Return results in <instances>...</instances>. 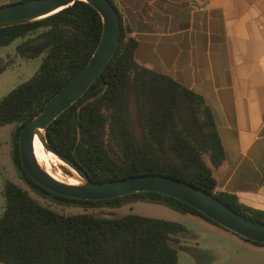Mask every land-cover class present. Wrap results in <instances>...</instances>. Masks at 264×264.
<instances>
[{
	"label": "trees",
	"instance_id": "trees-1",
	"mask_svg": "<svg viewBox=\"0 0 264 264\" xmlns=\"http://www.w3.org/2000/svg\"><path fill=\"white\" fill-rule=\"evenodd\" d=\"M111 2L121 21L117 48L83 95L46 128L51 147L94 182L140 174L168 176L197 186L246 218L264 223V210L240 202L233 193L216 190L215 169L224 162L225 152L209 106L199 94L136 60L138 42L115 1ZM102 30L99 11L84 0L37 20L0 28V48L19 40L15 55L41 58L31 77L0 99V126L16 123L13 159L20 176L52 203L83 207L79 212L61 211L34 197L30 189L6 180L0 262L178 264L179 235L187 231L183 223L106 211L137 201L162 203L227 229L167 194L142 191L110 199L73 198L38 184L25 170L18 142L22 128L89 61ZM10 62L0 63V74Z\"/></svg>",
	"mask_w": 264,
	"mask_h": 264
},
{
	"label": "crops",
	"instance_id": "crops-1",
	"mask_svg": "<svg viewBox=\"0 0 264 264\" xmlns=\"http://www.w3.org/2000/svg\"><path fill=\"white\" fill-rule=\"evenodd\" d=\"M114 1L136 60L211 109L225 152L216 190L264 210V0Z\"/></svg>",
	"mask_w": 264,
	"mask_h": 264
},
{
	"label": "water",
	"instance_id": "water-1",
	"mask_svg": "<svg viewBox=\"0 0 264 264\" xmlns=\"http://www.w3.org/2000/svg\"><path fill=\"white\" fill-rule=\"evenodd\" d=\"M77 0H17L0 5V28L31 22L72 5ZM94 6L103 20L97 48L89 61L51 98L40 113L33 117L19 134V150L27 173L47 189L79 199H110L129 193L155 191L173 196L195 207L221 226L252 241L264 243V223L248 219L213 194L192 184L162 175L140 174L107 182H94L81 175L82 182L70 184L50 175L38 163L34 153V137L38 135L45 148L49 144L46 128L55 118L77 101L106 67L120 40V15L111 0H84ZM71 166V165H70Z\"/></svg>",
	"mask_w": 264,
	"mask_h": 264
},
{
	"label": "rangeland",
	"instance_id": "rangeland-1",
	"mask_svg": "<svg viewBox=\"0 0 264 264\" xmlns=\"http://www.w3.org/2000/svg\"><path fill=\"white\" fill-rule=\"evenodd\" d=\"M18 41L0 48V63L8 59H11L10 63H12L0 74V99L16 85L31 77L41 61L40 57L24 59L15 55V45ZM15 128L14 122L0 126V214L5 205L2 190L6 180H12L30 189L21 178L13 159ZM52 156L50 162L54 171L66 179H79L80 183L82 182L83 178L76 169L57 154L53 153ZM30 191L34 197L61 211H83V207L57 205L31 189ZM106 211L116 214L134 212L183 223L187 231L179 235L181 242L178 264H264V249L259 247L260 244L247 241L231 230L224 229L201 216L183 214L165 204L153 201H137ZM0 264L6 263L0 262Z\"/></svg>",
	"mask_w": 264,
	"mask_h": 264
},
{
	"label": "bare ground",
	"instance_id": "bare-ground-1",
	"mask_svg": "<svg viewBox=\"0 0 264 264\" xmlns=\"http://www.w3.org/2000/svg\"><path fill=\"white\" fill-rule=\"evenodd\" d=\"M34 153L36 156V159L38 163L45 169L50 175H52L54 178L62 181V182H67L70 184H79L80 180L79 179H66L64 176H62L60 173L56 172L53 170L52 165H51V160H52V151H49L45 148L42 140L38 135L34 137Z\"/></svg>",
	"mask_w": 264,
	"mask_h": 264
}]
</instances>
